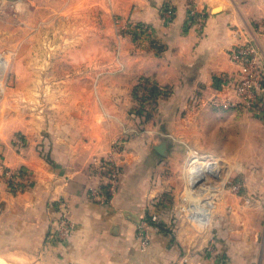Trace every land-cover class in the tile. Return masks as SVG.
<instances>
[{
    "label": "crops",
    "instance_id": "0c3cea01",
    "mask_svg": "<svg viewBox=\"0 0 264 264\" xmlns=\"http://www.w3.org/2000/svg\"><path fill=\"white\" fill-rule=\"evenodd\" d=\"M160 3L161 0H0V25H5V31L16 24L17 18L21 21L26 9L36 15L45 12L39 24L36 20L31 27L36 29V35L41 24L53 15L59 17L60 28V34L45 37L43 43L51 46L43 52L38 44L35 47V43L41 44L36 36H30L35 50L34 56L29 52V58L36 60L42 55L44 68L33 67L16 54L10 63L15 81L5 86V73H0V154L6 165L22 170L18 190L11 191L4 182L0 183V257L35 264L210 263L205 254V245L210 243L207 235L216 225L221 228L223 220L228 226V216L213 223L208 215V197L195 195L192 200L189 194L178 191L179 202L191 203L194 208L193 219L187 220L179 210L180 203L176 209L177 203L164 199L165 171L168 168L185 173V181L194 185L210 170L208 160H198L194 155L189 165L187 158L192 153L220 159L241 153L239 143L231 148L228 144H202L197 148L187 145L185 140L192 144L193 133L203 129L201 124H205L206 132L209 122L226 125L224 129L228 131V123L240 126L247 121L264 132V94L256 111L241 106L234 89L238 68L228 55V49L242 40L246 30L258 41L264 61V29L257 28L264 20V0H173L175 15L168 24L160 18ZM192 7L205 12L202 24L188 25ZM6 12L12 22L5 20ZM124 23L148 24L154 28L155 36L139 37L132 30L130 35L121 36L117 27ZM86 26L94 28V39L100 28H108V43L118 48L109 54L107 62L103 53L85 50ZM15 37L14 33L4 38L8 41ZM3 39L0 50L5 48ZM86 59L93 60V70L84 67ZM0 61L3 63L4 58ZM87 70H96L99 76L92 99L88 100L83 74ZM39 71L50 78L43 85L30 83ZM138 83L143 84L141 90L148 92L155 84L158 91L141 98L130 96L134 88L136 92L140 90ZM38 91L44 93V107H48L45 116L37 109ZM53 91L59 94V103H53ZM149 101L158 105L151 117L131 113L124 120L132 132L125 136L120 152L114 154L120 175L111 202L106 203L91 191L104 182L93 160L108 155L111 142L119 136L114 119L123 120L114 112L137 102L151 105ZM86 106L98 110L88 114ZM55 107L61 109L53 116ZM164 121L176 124L177 129L165 131L161 125ZM86 124L90 128L86 129ZM164 136L166 155L153 146ZM178 143L187 148L180 149ZM179 177L178 189L184 183L183 176ZM59 200L73 223L60 240L52 233L53 207ZM152 212L158 214V221L167 230H151V241L142 248L137 223ZM200 234L204 235L201 239ZM254 240L252 251L257 252L258 260L241 256L239 264L264 263V242L262 245L261 239L258 244Z\"/></svg>",
    "mask_w": 264,
    "mask_h": 264
},
{
    "label": "rangeland",
    "instance_id": "374dc122",
    "mask_svg": "<svg viewBox=\"0 0 264 264\" xmlns=\"http://www.w3.org/2000/svg\"><path fill=\"white\" fill-rule=\"evenodd\" d=\"M37 14L39 15H36V13H31L28 11V9H26L25 12L21 14V21L19 22L17 18L15 20L16 24L11 25L8 30H3V28H6L4 27L5 25H0L2 26V28H0V36H2L0 40H2L4 37L7 39L9 36H13L14 33L16 34V37L13 40L10 39L7 41L4 38L3 40H6L3 43L5 45V48L0 50V58H4L5 62L2 63L3 67L0 68V73L2 71L3 73H5V86L15 81V75L10 69V63H12L13 61V56L19 54V57L21 56L23 58H26L28 64L32 63L33 67L42 69L44 68L45 64V61L42 59V55L40 56V58L35 60L33 58L31 59V57L29 58V52L31 51L32 56H34L33 54L37 44L42 52L45 49H50V44L43 43L45 37L48 36V39L49 37L55 36L54 34H60V28L57 26V24H59V17L53 15L52 17L47 19L46 22H43L41 24V27L38 28L39 33L36 35V29H32L31 27L34 26L36 20L37 24H39L40 15L41 18H44L45 12L44 10H42L40 12H37ZM11 18L12 17H9L6 12L5 20H11L12 22ZM125 24L126 23H124L123 25H118L117 27V32L121 36H125V34L123 33L124 29H126V27L124 26ZM8 26L9 24H7V27ZM71 29L72 27L70 26V30ZM84 30L85 50H91L92 52L93 50H97V52L103 53L101 56H104V60L107 58V62L109 54H114V51H116L118 48V46L113 42H111V44L108 43V37L110 35L108 32V28H100L98 31L99 35L95 39L92 37L94 31L93 27L86 26ZM31 35L36 36L41 44L35 43L34 47V38L30 39ZM39 37H42V40H40ZM92 62L93 60L86 59L84 61V67L86 69L93 70L94 65ZM103 66L105 67L106 65ZM91 70H87L85 73H83L85 79L84 82L86 85V100H88L89 98L92 99V93L94 92L93 90H95V84L97 83V79L99 78V76L96 75V70ZM33 77L36 78H32L30 83L40 82L39 84L43 85L45 80L50 78V75H45L39 71L36 72V76ZM22 82L26 83L28 82V80H22ZM141 87H143V84L141 85V83H138V89H140ZM135 89L136 88L132 90L130 96L133 97L134 95H138L141 98L145 95L151 94L149 91L146 92L141 89V91L138 90L136 92ZM20 94L24 96L26 92H18V95ZM119 95H122V93H119ZM37 96H39L40 98V101L37 103V105H39L37 109H40L41 115L43 116L45 114V111L48 109L47 106V108L44 107V93L42 91H38ZM52 96L53 103H56V100L59 103V94L56 91L52 92ZM149 103L151 105L145 106L137 102V104L133 105V107H131V105H126L128 107L118 108V113L114 112L115 114L121 116V118L119 119H122L123 122H119L117 119H114V125L119 130V136L111 142L110 147L111 152H113V156L117 153L115 150V146H119L120 144V146L123 147L125 136L129 135V133L132 132L131 127L129 126V122H125L129 118L128 115H130L131 113H135L137 115L142 114L148 118L155 113L156 109H158V105L155 101L154 103L149 101ZM126 104L128 103L126 102ZM60 109L61 108L55 107L53 116L58 114L60 112ZM85 109L88 114H93L98 110V108L96 107L91 108L89 106H86ZM125 112L126 114L124 116L123 113ZM49 115L50 114H47V116ZM138 123L141 124V122ZM161 125L165 127V131L177 129L175 128L176 124H173L172 122L164 121L161 122ZM201 125L204 129L205 124ZM206 126L208 127L207 132L203 129L201 131H196V133H193L194 138L190 140L192 144L189 143V139L185 140L187 145L197 148L202 144H206L210 147H216L220 144H228L231 148L234 147L236 143H239V151L241 153L223 156L222 159L213 155L208 156L202 154L200 156V154H198L196 158L199 157L203 160H208L206 163H208L210 172H207L206 174L204 173L202 178L199 181L195 182L194 185L185 181V173L181 174L180 172H174L166 167L167 171H165V178L167 181L164 184V186L166 185V191L163 193L165 195L164 199H168L170 203H180L177 195L178 191L181 192V194L182 192H184V194H189L190 199H196L194 197L195 195L197 197L206 196L210 200L208 215L210 214L213 223L218 222L220 219L219 217L221 216H228V226L225 225V221L223 220V225L221 228L219 225H216V227L213 228V232L207 235V238L210 239V243L208 242V244L205 245V254L209 257V264H239L238 261L242 260L241 256L243 259L258 260L257 252L253 253L252 251V245L253 238L257 240V244L260 239L262 245L264 242V132H262L257 127H254L253 124L247 121H245L240 126H238L237 123H228V131L224 129L226 125L218 126L217 124L209 122L208 124H206ZM182 127L188 128L189 124H183ZM88 128L90 127L86 124V129ZM176 146H180V149L182 150H184L186 147L183 146L182 143H178ZM193 155L196 154L192 153L191 156L187 158V163L189 165L191 163ZM114 158L116 157L114 156ZM179 175L183 176L184 183L181 186L182 188L180 187L178 189V183L179 181H181ZM173 178L177 179L173 181ZM178 203L176 204L175 208L179 209L180 207L179 210L182 212L183 216L185 214V209H192L190 207L191 203L187 204L185 202H181L179 204V207ZM195 207H197V205ZM53 209V212L55 214L54 220H52L53 226H55L53 232L55 234L54 236H56L60 240V236H58L56 232L58 219L60 218V212L57 206H55V208L53 207ZM242 220H244L245 222L243 223ZM242 226H244V230L242 229ZM198 236L201 239L204 235L200 234ZM244 245L249 247H245ZM261 250V259H264V246H262ZM0 258L4 259L10 264H35L16 258Z\"/></svg>",
    "mask_w": 264,
    "mask_h": 264
},
{
    "label": "built area",
    "instance_id": "2783aa9c",
    "mask_svg": "<svg viewBox=\"0 0 264 264\" xmlns=\"http://www.w3.org/2000/svg\"><path fill=\"white\" fill-rule=\"evenodd\" d=\"M167 0H161L159 12L163 24H168L172 21L174 10L172 4ZM205 12L190 8L188 11V25L192 23L202 24L204 22ZM124 34H129L131 30L139 37L151 38L153 30L146 24H134L133 26L124 25ZM133 28V29H132ZM257 28L264 29V20L260 22ZM132 32V33H133ZM130 35V34H129ZM229 59L238 68V78L234 84V89L239 97L241 106L246 110L256 111L258 109L261 97L264 94V61L260 46L254 35L245 30L242 35V40L228 49ZM2 61H0V66ZM121 146H115L116 152H120ZM197 157V155H194ZM96 171L99 173L104 182L98 189H91L92 193L97 195L101 200L110 203L112 196L116 190L120 166L113 156V152L108 155L94 158L93 160ZM22 170L13 169L6 165L0 154V183L4 182L10 190H18L20 188V178ZM190 182L193 183L194 175L190 177ZM60 212V218L57 223V235L65 237L72 229L73 223L66 217L65 204L59 200L56 204ZM185 209V208H184ZM184 215L187 220H192L195 212L193 209L187 208L184 210ZM158 228V214L152 212L148 217H142L137 223V235L142 248H145L151 241V230ZM54 233V232H52Z\"/></svg>",
    "mask_w": 264,
    "mask_h": 264
},
{
    "label": "trees",
    "instance_id": "16d2710c",
    "mask_svg": "<svg viewBox=\"0 0 264 264\" xmlns=\"http://www.w3.org/2000/svg\"><path fill=\"white\" fill-rule=\"evenodd\" d=\"M167 2H169L170 4H172V6H173V10H174V15H175V7H174V4H173V0H167V1H165V3H167ZM174 15H173V18H174ZM161 17H162V16H161V14H160V18H161ZM173 18H172V20H173ZM146 25H148V24H146ZM148 26L152 28L153 33H154V36H155V30H154V28H153L152 26H150V25H148ZM155 39H156V37H155ZM153 41H154V39H153ZM157 91H158V88L156 87V85H155V84H152V87H151V89L149 90V92L153 95V94H156ZM261 99H262V97H261ZM11 191H15V190H11ZM150 214H151V213H147L145 217H148ZM161 224H162V223H160V222L158 221V229H160V230L163 229L164 231H166L167 229L164 228L163 226H161Z\"/></svg>",
    "mask_w": 264,
    "mask_h": 264
},
{
    "label": "water",
    "instance_id": "95a60500",
    "mask_svg": "<svg viewBox=\"0 0 264 264\" xmlns=\"http://www.w3.org/2000/svg\"><path fill=\"white\" fill-rule=\"evenodd\" d=\"M216 9V8H215ZM167 137L164 136L163 139H161L157 144H154V148L157 150L162 155H166V150H167ZM139 221V220H138Z\"/></svg>",
    "mask_w": 264,
    "mask_h": 264
},
{
    "label": "bare ground",
    "instance_id": "6f19581e",
    "mask_svg": "<svg viewBox=\"0 0 264 264\" xmlns=\"http://www.w3.org/2000/svg\"><path fill=\"white\" fill-rule=\"evenodd\" d=\"M0 264H10V263H8L4 259L0 258Z\"/></svg>",
    "mask_w": 264,
    "mask_h": 264
}]
</instances>
